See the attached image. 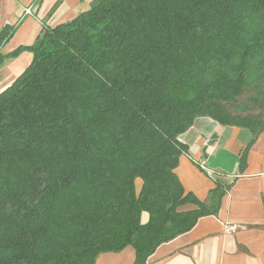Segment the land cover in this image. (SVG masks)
<instances>
[{"label":"trees","instance_id":"1","mask_svg":"<svg viewBox=\"0 0 264 264\" xmlns=\"http://www.w3.org/2000/svg\"><path fill=\"white\" fill-rule=\"evenodd\" d=\"M23 51L0 92V264H95L127 246L146 264L232 184L216 176L207 202L185 192L178 136L201 116L264 130L225 105L250 90L264 108V0H96L0 67Z\"/></svg>","mask_w":264,"mask_h":264},{"label":"crops","instance_id":"2","mask_svg":"<svg viewBox=\"0 0 264 264\" xmlns=\"http://www.w3.org/2000/svg\"><path fill=\"white\" fill-rule=\"evenodd\" d=\"M95 1L41 0L37 4V0H0V29L16 26L0 53L32 45L44 26L67 22ZM30 6L32 12L25 13ZM31 58L30 52L23 51L5 61L0 67V92L24 71ZM178 140L187 151L180 155L174 172L185 192L207 202L209 192L215 188L214 179L195 161L205 160L210 169L232 184L216 215L200 217L190 230L160 244L146 264H264V130L254 138L248 128L222 125L201 116ZM250 142L241 168V154ZM195 208L187 204L182 209ZM147 217L143 212L142 222ZM233 226L236 229L229 230ZM134 259V249L127 246L120 252L101 253L95 264H133Z\"/></svg>","mask_w":264,"mask_h":264},{"label":"rangeland","instance_id":"3","mask_svg":"<svg viewBox=\"0 0 264 264\" xmlns=\"http://www.w3.org/2000/svg\"><path fill=\"white\" fill-rule=\"evenodd\" d=\"M252 94H254V92L250 90H245L240 96L233 99L229 103H226L225 105L228 110L234 115L253 116L258 119L264 120V108L259 105H256L250 99V96ZM262 99L264 101V96L262 97Z\"/></svg>","mask_w":264,"mask_h":264},{"label":"built area","instance_id":"4","mask_svg":"<svg viewBox=\"0 0 264 264\" xmlns=\"http://www.w3.org/2000/svg\"><path fill=\"white\" fill-rule=\"evenodd\" d=\"M32 7L30 6V7H27L25 10H24V12L25 13H31L32 12ZM195 163L197 164V166L202 170V171H204L205 173H207V175H209L211 178H215L216 176H223V175H221L220 173H218V172H215L214 170H212V169H210L208 166H207V164H206V162H205V160H201V161H195ZM236 229V227H230L229 228V230H231V231H234Z\"/></svg>","mask_w":264,"mask_h":264}]
</instances>
